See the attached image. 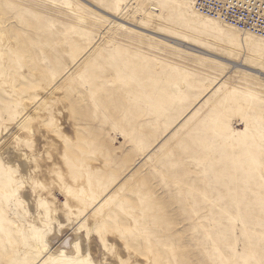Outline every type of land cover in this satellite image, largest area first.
I'll use <instances>...</instances> for the list:
<instances>
[{
  "label": "rangeland",
  "instance_id": "rangeland-1",
  "mask_svg": "<svg viewBox=\"0 0 264 264\" xmlns=\"http://www.w3.org/2000/svg\"><path fill=\"white\" fill-rule=\"evenodd\" d=\"M193 1L0 0V264H61L21 183L125 262L264 264V49Z\"/></svg>",
  "mask_w": 264,
  "mask_h": 264
},
{
  "label": "bare ground",
  "instance_id": "bare-ground-1",
  "mask_svg": "<svg viewBox=\"0 0 264 264\" xmlns=\"http://www.w3.org/2000/svg\"><path fill=\"white\" fill-rule=\"evenodd\" d=\"M192 3L194 8V1ZM194 11L197 17L201 18L208 24H212L219 33L228 31L236 32L238 40H234V43L237 46V51L241 55H249V41L253 42V45L255 44V46L262 47L264 49V36L250 31H241L227 23L221 22L218 19L202 16L196 12L195 8L192 12L194 13ZM105 15L107 14L105 13ZM105 18L109 20L107 16ZM115 21L123 22L122 18H116ZM113 23L117 24L116 22ZM158 38L166 39L165 41H171L174 45L181 47V43L172 38L168 39V37L164 38V36L159 35ZM231 63L235 66L245 68L242 64H239L238 61H231ZM235 69L255 78H260L261 74L264 75L263 72H259L258 70L253 71H258L259 74L256 72L254 73L241 70L239 68ZM25 105L27 106L26 108H28L30 104L26 101ZM29 132L32 133L31 130H29ZM15 149L19 152L20 146L18 143L15 145ZM13 157L14 159H11L14 161L15 165L18 166V168L20 167L22 170L28 169V161L26 157H22L15 153ZM37 167H40L41 169L43 168L40 166V163L37 164ZM32 178V174L28 175L29 180H32ZM30 188L31 186L29 183H21L16 187L18 197L23 200L24 206L31 211V215L34 217L32 222L38 223L39 240L38 242L33 241L36 251L38 249V251L47 254L48 258H56L61 264H66L68 261H73V263L77 261L78 264H106L107 257L113 260V263L107 264H131L129 262H125L126 257L120 248L114 247L113 250L102 251L100 241H96L91 237L96 227L94 216H91L88 221H78L75 211L70 214L65 210L57 209L55 202H53V199L50 196V192L46 196V200L51 201L49 202V212L45 214L43 210L39 208L37 202L34 201V194L44 196V193H42V191H36V187L32 188L33 192L29 191Z\"/></svg>",
  "mask_w": 264,
  "mask_h": 264
},
{
  "label": "built area",
  "instance_id": "built-area-1",
  "mask_svg": "<svg viewBox=\"0 0 264 264\" xmlns=\"http://www.w3.org/2000/svg\"><path fill=\"white\" fill-rule=\"evenodd\" d=\"M196 12L264 36V0H194Z\"/></svg>",
  "mask_w": 264,
  "mask_h": 264
}]
</instances>
